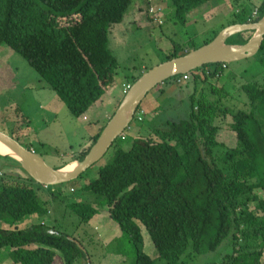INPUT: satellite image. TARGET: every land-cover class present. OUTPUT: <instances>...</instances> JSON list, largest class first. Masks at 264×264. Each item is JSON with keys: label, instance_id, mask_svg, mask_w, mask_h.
I'll return each mask as SVG.
<instances>
[{"label": "trees", "instance_id": "1", "mask_svg": "<svg viewBox=\"0 0 264 264\" xmlns=\"http://www.w3.org/2000/svg\"><path fill=\"white\" fill-rule=\"evenodd\" d=\"M135 2L0 0V46L22 55L75 117H85L116 81L119 62L110 48V29L124 21ZM211 2L169 0L173 18L183 24L193 11L208 9ZM143 11L149 14L148 8ZM238 14L230 24L258 21L264 15V0L253 11L248 13L244 7ZM252 34L253 30L239 32L226 42L245 44ZM171 43L167 59L200 47ZM222 65L204 64L188 72L195 87L187 118L167 121L146 137L136 135L128 149L119 146V137L112 145L116 148L111 161L82 187L98 199L105 198L110 217L135 249L133 264H264V83L244 84L249 109L234 108L225 103L231 97L226 87L210 81L220 78ZM141 75L132 76L131 83ZM123 97L122 92L117 106ZM108 121L91 136L90 146L70 160L85 158ZM224 129L234 131L233 145ZM0 157L20 164L11 156ZM0 175V249L10 248L14 264H81L86 254L69 238L78 240L74 234L44 223L16 225L28 216L46 215L51 202L61 201L79 217V225L86 226L98 212L95 202L56 192L44 200L43 185L35 187L4 172ZM72 182L65 183L68 187H53L62 186L64 192ZM143 228L153 241L155 255L145 251ZM228 247L232 250L225 252Z\"/></svg>", "mask_w": 264, "mask_h": 264}, {"label": "rangeland", "instance_id": "2", "mask_svg": "<svg viewBox=\"0 0 264 264\" xmlns=\"http://www.w3.org/2000/svg\"><path fill=\"white\" fill-rule=\"evenodd\" d=\"M160 1L157 0L159 5L161 4ZM165 2L166 5L164 7L160 5L159 10L162 16L161 24L154 21L151 15L145 11L140 15L142 22L138 20L136 24L134 21H129L131 11H135L134 3L126 14L124 21L113 25L110 29V48L118 59L120 69L129 77L139 74L140 70H149L166 61L167 56L172 52V40L180 44L193 43L202 46L214 36L215 32L236 21L239 10L246 7L249 13L255 9V6L260 5L262 0H212L208 9L199 8L193 11L189 15L187 24L175 20L173 18L174 7L169 3V0H165ZM2 67L12 69L16 78L12 82L6 79L5 82L9 85L3 86L7 90L4 91L6 96L0 101V107H3L0 110H4L1 117L5 119L6 125L0 122V130L6 128V132L16 137L22 144L33 145L35 151L50 165L61 163L65 158V152L79 149L80 143L88 135L86 131L100 115V113L97 114L96 107H102V109L110 107L98 102L86 112L89 120H85L83 117H75L51 86L45 82L46 86H42V78L28 61L5 44L0 46V68ZM17 78L19 79L18 83L16 82ZM210 81L226 87L231 95L229 100L225 102L226 104L234 108L249 109L248 97L243 91V86L252 81L264 83V50L261 51L260 49L258 53L251 57L229 63V67L225 68L219 79L215 78ZM0 82L2 83V81ZM127 83L132 85L131 82ZM201 85L206 88V84L202 83ZM200 86L199 90L201 89ZM194 87L192 82H185L182 94L185 92L191 94L188 100L183 97L179 101L177 99L179 87L175 86V83L170 84L167 93L164 92V96L159 99L164 101L161 103L156 118L148 115V113L144 115L142 110L140 113L141 120L139 121L137 116L134 117L130 126L124 131L125 137L123 139L120 137L117 140L119 146L125 149L131 147L136 135L134 128L145 127L147 123L165 126L164 124L169 119L172 121L185 118L191 109V95L194 92ZM101 117L102 115L99 118ZM223 133L230 144L233 145L236 142L233 130L224 129ZM38 143L40 144L37 145ZM115 148V145L110 147L101 160L94 163L80 177L73 180L72 184L76 188V192L63 193L64 187L60 189L59 187H53V185L49 190L44 189L43 192L41 190L40 194L46 195L56 192L59 196L64 195L68 199H76L85 194L87 198L82 199L96 202L98 210L100 212L105 211V198L98 199L96 194L84 192L82 187L86 182L97 178L100 168L111 161ZM54 152H57L59 157ZM0 164L4 173L12 170L17 173L20 180L34 184L35 187L39 185L31 181L22 166L13 159L0 157ZM30 217L28 216L21 221L18 228L28 227L24 226L23 223L29 222L27 220ZM58 219L59 227L68 234L74 232L78 235L80 233V237H83L85 231L87 232L85 236L89 235L86 238L90 241H86V238L83 237L82 242L91 255L98 256L110 251H120L127 258L125 264L134 263L135 249L123 233L115 241L107 243L104 237L99 238L96 233L91 232L92 229L88 225L80 227L79 217L72 212L68 211L67 215L58 216ZM142 231L145 251L155 255L154 244L148 231L145 228ZM7 250H9V247H4L0 251V264L5 263L4 253ZM231 250V247H228L225 252ZM93 262L96 263L95 260ZM201 263L206 264L203 261ZM157 264L161 263L158 261Z\"/></svg>", "mask_w": 264, "mask_h": 264}, {"label": "water", "instance_id": "3", "mask_svg": "<svg viewBox=\"0 0 264 264\" xmlns=\"http://www.w3.org/2000/svg\"><path fill=\"white\" fill-rule=\"evenodd\" d=\"M253 30L251 38L245 44H228L227 39L233 34ZM264 42V15L251 23H236L224 27L213 40L192 49L184 55L167 59L161 64L145 71L135 80L122 98L113 116L109 119L97 141L90 147L88 154L76 165L55 168L35 152L27 148L6 131L0 130V143L7 146L14 154L8 155L16 159L28 175L38 184L45 187L68 183L80 177L89 167L99 161L115 141L124 133L135 117V113L145 96L158 84L165 80L188 73L191 70L209 63H231L251 57L259 52ZM15 176L16 172L8 171ZM85 252L88 263L90 260L83 245L73 237Z\"/></svg>", "mask_w": 264, "mask_h": 264}, {"label": "crops", "instance_id": "4", "mask_svg": "<svg viewBox=\"0 0 264 264\" xmlns=\"http://www.w3.org/2000/svg\"><path fill=\"white\" fill-rule=\"evenodd\" d=\"M155 3H156V7L158 8V11L160 10V5H161V7H164L166 5L165 0H161L160 1V3H161L160 5L157 2V0H155ZM146 5H147L146 4V0H136L135 9H134L135 11H131V14H130V17H129V21H134V22H136V24L138 23V20L140 22H142V19H141L140 15L143 12V9L146 8ZM136 6H137V8H136ZM159 13H160V11H159ZM253 15H254V13H253ZM229 25H231V24H229ZM246 31H248V30H246ZM245 35L248 36L247 32H246ZM241 60H239V61H241ZM228 67H229V63H228V66L226 68H228ZM145 71H147V69L140 70L141 74H143ZM180 76H182V74ZM14 78H16V75H15V72L12 69L9 70V69H6L4 67L0 68V81H2V83L0 82V101L6 96V93L4 91L7 90V89H5V87H3V86H6V85L8 86L9 85V84H7V82H5V80L7 79V81L12 82V80ZM113 78L116 81L109 88V91H107L105 93V95L103 96L102 101H100V102H102L101 104L109 105L110 107H105L103 109H102V107H96L97 108V111H96L97 114L100 113L99 117L101 115H102V117L101 118L98 117L94 122H92L93 124L86 131L88 135L83 140V142L80 143L79 149L78 150H73L72 149V150L68 151L67 153L65 152V158H63L64 160H62V162L59 163V164L52 165L53 167H60V166L66 167L67 165L71 166V165L75 164L77 161L70 160V158L74 157L77 153H79L83 149L88 148L90 146V143H91V140H92L91 136L95 135L98 132V130L101 128V126L113 116L114 112L116 111V109L118 107L116 105V101H117V99L119 98V96L123 92V85L125 83H127V82H131L132 76L129 77L127 74L122 72V70L120 69V66H119L118 69L115 71ZM17 79H16V82L18 83L19 79L18 80ZM169 79H167L164 82L158 84L156 87H154L145 96V98L143 99V101H142V103H141V105L139 107L140 112H142V110H143L142 113L144 115H146L148 113V115L154 116L153 118H156V115H157V113L159 112V110L161 108V103L164 101L163 99L161 101L159 99H161L164 96V92L167 93L168 87L170 86V84H174L175 83V86L179 87L178 92H177V99L179 101H181L183 97L186 98L187 100L189 99V96H190L191 93L188 94L187 92H185L184 94H182V91H183V85L185 84V82L187 83L188 81H190V75H189L188 79L183 80L182 83H177V84H176L175 81H171ZM41 84H42V86H46L44 81ZM112 89H114V90H112ZM22 93H23V89H22ZM0 108H3V107L1 106ZM2 111H4V110H0V120H1L0 122L3 123L4 125H6V123L4 122L5 119L3 117H1ZM188 114H189V112L187 113L185 118H187ZM85 117H83V119L89 120V117L87 115ZM185 118H183V119H185ZM142 120H143V118H142ZM179 120H181V119H179ZM179 120H172L171 121L169 119L168 121L169 122H175V121H179ZM89 122L91 123V121H89ZM156 127H161V126H157L155 124L147 123L145 127L134 128V132L136 133V135H140V136L146 137L151 132V129L152 128H156ZM3 130L7 131L6 128H4ZM39 144L40 143H38L37 145H39ZM28 145H29L30 148L35 150L32 147L33 145H31V144H28ZM54 154L56 156H58L57 152H54ZM0 172H3L2 169H0ZM10 175H12V174H10ZM15 176H17L19 178V176L17 174ZM0 178H1V175H0ZM70 184H71L70 185L71 187H69V189H65L63 193H67V192L68 193H74V192H76V188L74 187V185L72 183H70ZM68 185L66 186L65 183H64L63 186L68 187ZM59 188L62 189V186H60ZM44 189H47V188L44 186L43 189H42V192L44 191ZM42 195H43V199L44 200H49L50 197H51V194H49V193L46 194V195L45 194H42ZM82 198L86 199L87 195L82 194L79 198H77V200L80 201ZM95 204H94V206H97L96 202H95ZM97 209H98V207H97ZM104 210L105 211H103V212H100L98 210V212L93 216V218L89 221V223L87 225H88V227H90L92 229L91 232L96 233L99 238L104 237L105 241L108 243V242L115 241L117 238H119L120 234L122 233V230H121L119 224L110 217L109 207L107 205H105V209ZM68 211L69 210L66 208V205L63 202H61V201L51 202L49 204V211H48V213L46 215H39V214L31 215V217L29 216L30 219L27 220L29 222H27V223L24 222L23 224H24V226H30V225L36 224V223H44V224H47L49 226L56 225L57 227H59L60 223H59L58 216L67 215ZM69 212H71V211H69ZM79 221H80V219H79ZM2 227L10 228V226L7 225V224H3ZM16 227H19V223L16 225ZM80 227H85V226L81 225ZM80 227L78 226V228H80ZM71 234H74L78 238V240H80L81 242H82V240H84L82 238L85 235L83 237H80V233H78V235L76 233H74V232L71 233ZM88 236H86V237H88ZM88 240L90 241V239L86 238V241H88ZM1 250L2 249H0V251ZM4 257L6 258L4 264H14L12 259H11V257H10V248H9V250L5 251ZM88 257H89V260H90V264H91V261H94V260L96 261V263L93 262V264H125V262L127 261V258L125 257V255L122 252H120V251H110V252H106V253H103V254L98 255V256L91 255L90 252H89ZM84 259L85 260L82 261L81 264H89L88 263V259L87 258H84Z\"/></svg>", "mask_w": 264, "mask_h": 264}, {"label": "built area", "instance_id": "5", "mask_svg": "<svg viewBox=\"0 0 264 264\" xmlns=\"http://www.w3.org/2000/svg\"><path fill=\"white\" fill-rule=\"evenodd\" d=\"M148 2L150 3V7H149V10H148L149 11V14L154 19V21H157V22L161 23L162 20H161L160 16L157 13L156 7L153 5V0H148ZM254 15H257V10H255ZM223 67H226V64H223ZM188 78H189V75L188 74H183L182 76L177 77L176 80H175V82L176 83H182L183 80H186ZM130 86L131 85L129 83L124 84L123 85V87H124L123 92L126 93L127 90L130 88ZM137 117H138L139 120H141L140 114H138Z\"/></svg>", "mask_w": 264, "mask_h": 264}, {"label": "clouds", "instance_id": "6", "mask_svg": "<svg viewBox=\"0 0 264 264\" xmlns=\"http://www.w3.org/2000/svg\"><path fill=\"white\" fill-rule=\"evenodd\" d=\"M146 8L145 9H147L148 8V10H149V7H150V3L148 2V0H146ZM148 5H149V7H148ZM153 5L156 7V3H155V0H153ZM144 9V10H145ZM157 10H158V8H157ZM149 12V11H148ZM157 13H158V15L160 16V18H161V20H162V16H161V14L159 13V11H157ZM150 15V14H149ZM256 16V15H255ZM153 19V18H152ZM154 20V19H153ZM159 23V22H158ZM162 23V22H161ZM223 64H226V67L228 66V63H223ZM222 67H223V65H222ZM226 67H223L224 68V70H225V68ZM184 74H187V73H184ZM183 75V74H182ZM125 95V94H124ZM141 112H140V110H139V108L137 109V111H136V113H135V117L138 115V114H140ZM137 119H138V117H137ZM139 120V119H138ZM122 139L125 137L124 136V133L120 136Z\"/></svg>", "mask_w": 264, "mask_h": 264}, {"label": "bare ground", "instance_id": "7", "mask_svg": "<svg viewBox=\"0 0 264 264\" xmlns=\"http://www.w3.org/2000/svg\"><path fill=\"white\" fill-rule=\"evenodd\" d=\"M0 153L1 154H10V155L14 156L13 152L7 146H5L2 143H0ZM73 165H76V164H73Z\"/></svg>", "mask_w": 264, "mask_h": 264}]
</instances>
